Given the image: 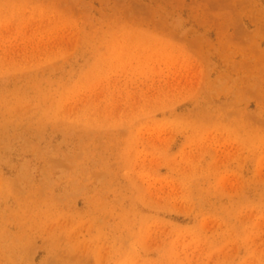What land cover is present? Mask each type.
<instances>
[{
  "label": "rangeland",
  "instance_id": "rangeland-1",
  "mask_svg": "<svg viewBox=\"0 0 264 264\" xmlns=\"http://www.w3.org/2000/svg\"><path fill=\"white\" fill-rule=\"evenodd\" d=\"M0 264H264V0H0Z\"/></svg>",
  "mask_w": 264,
  "mask_h": 264
}]
</instances>
